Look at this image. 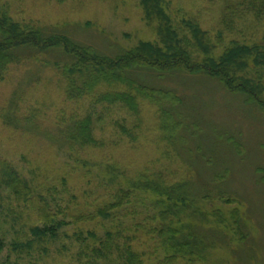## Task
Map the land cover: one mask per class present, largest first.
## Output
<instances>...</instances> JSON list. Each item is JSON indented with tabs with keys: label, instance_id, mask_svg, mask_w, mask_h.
Wrapping results in <instances>:
<instances>
[{
	"label": "rangeland",
	"instance_id": "obj_1",
	"mask_svg": "<svg viewBox=\"0 0 264 264\" xmlns=\"http://www.w3.org/2000/svg\"><path fill=\"white\" fill-rule=\"evenodd\" d=\"M240 3L162 5L180 34L187 33L186 23L208 32L215 44L221 36L215 58L233 42L264 44V16L244 12ZM0 10L20 26L68 34L110 56L158 42L140 0H0ZM32 55L18 53L0 74V163L25 182L22 198L0 188V264H86L109 237L120 246L128 242L142 264H167L168 257L175 259L171 264H264L263 109L202 74H142L147 85L172 92L179 102L140 101L135 129L133 117L110 107L95 129L102 145L71 146L63 130L88 101L65 97L54 67L67 61L62 52ZM248 72L264 84L262 66L251 64ZM159 106L168 114L161 117ZM120 125L131 133L121 134ZM147 184L174 189V197L185 193L186 201L141 189ZM127 191L129 202L109 217L75 222L74 216L93 213ZM33 207L64 223L53 238L32 233L42 227L41 211ZM187 242L196 245L179 251Z\"/></svg>",
	"mask_w": 264,
	"mask_h": 264
},
{
	"label": "trees",
	"instance_id": "obj_2",
	"mask_svg": "<svg viewBox=\"0 0 264 264\" xmlns=\"http://www.w3.org/2000/svg\"><path fill=\"white\" fill-rule=\"evenodd\" d=\"M56 1V0H55ZM61 1V0H58ZM240 6L246 13L255 15L257 19L264 16V0H240ZM163 0H140L143 19L147 26L158 38L155 43H140L135 48L110 56L101 53L91 45L73 40L64 33H48L33 25L20 26L13 22L8 14L0 10V74L6 71L11 61L18 53L38 56L59 50L67 61L62 64L54 62L57 76L64 87V95L69 100H87V108L81 116L74 117L70 127L63 130L68 145L82 148H96L102 145L95 137L96 125L103 121L110 107H119L133 117V129L139 126L140 101L157 103L168 100L169 103L179 102L170 91L147 85L144 75L156 74L157 79L183 72L187 74H202L218 80L224 88L233 94L246 96V101L264 110V84L259 82L261 77L255 72V77L249 76V65L264 68V44L244 45L233 42L221 56L211 54L221 45V36L213 43L212 37L198 26L186 24L187 33L173 30L169 19L163 11ZM32 55V56H33ZM61 66H63L61 68ZM137 72H140L137 75ZM150 83V82H148ZM161 117L168 114L161 108ZM118 126V124L116 125ZM121 134H130L126 125L119 126ZM25 182L7 162L0 163V188H8L15 195H25L20 191V185ZM141 189L150 190L158 196L174 199L184 203L185 193L174 197V189H163L156 185H142ZM131 193L120 192L114 203L105 204L93 213H80L74 216L75 222H95L107 218L110 212L128 203ZM26 200V199H25ZM39 213L41 228H34L32 233L39 238H53L57 230L64 225L54 223L53 216L44 214L41 207H33ZM128 244V245H127ZM127 244L120 246L111 237L101 241L99 247L91 250L90 259L86 264H142L140 256ZM171 249L174 244L167 243ZM195 242L179 244V251L190 250ZM4 243L0 239V253ZM174 257L164 261L173 262Z\"/></svg>",
	"mask_w": 264,
	"mask_h": 264
}]
</instances>
